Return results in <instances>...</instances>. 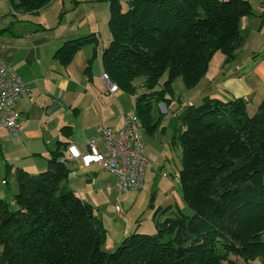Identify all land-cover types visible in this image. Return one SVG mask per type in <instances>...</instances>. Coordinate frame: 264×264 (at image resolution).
Masks as SVG:
<instances>
[{
	"label": "trees",
	"instance_id": "trees-1",
	"mask_svg": "<svg viewBox=\"0 0 264 264\" xmlns=\"http://www.w3.org/2000/svg\"><path fill=\"white\" fill-rule=\"evenodd\" d=\"M51 1L10 0L21 14ZM108 1L112 36L101 50L104 71L135 96L141 129L150 132L161 124L153 105L168 108L173 80L194 88L216 53L232 60L244 42L241 19L254 14L250 0ZM89 43L100 41L81 36L57 52L69 63ZM250 103L206 97L175 111L173 142L182 147L177 179L192 212L159 206L155 233L136 229L111 252L103 248L107 231L96 207L70 186L67 144L51 152L46 170L18 169L17 191L0 195V264H264V99L253 115Z\"/></svg>",
	"mask_w": 264,
	"mask_h": 264
},
{
	"label": "crops",
	"instance_id": "crops-1",
	"mask_svg": "<svg viewBox=\"0 0 264 264\" xmlns=\"http://www.w3.org/2000/svg\"><path fill=\"white\" fill-rule=\"evenodd\" d=\"M254 1L250 0L254 14L240 22L244 42L236 56L230 61L221 56L223 65L219 72L210 74L209 68L200 83L191 88L192 100L264 99V0ZM109 6L108 0H52L38 12L21 14L13 11L10 0H0V58L28 89L16 103L21 114V133L16 136L0 129L1 196L10 198L17 191L18 169L31 174L46 170L51 152L61 144L75 145L84 153L89 140L100 133L103 125L120 132L125 114L135 111V96L122 88L111 91L103 77L101 50L112 36ZM92 34L99 38L97 47L89 43L69 63L62 61L57 51L66 41ZM160 104L167 110L164 103ZM64 152V157L68 156L67 150ZM144 152L151 161L152 154L158 153L150 143L144 144ZM71 163L88 170L86 179L81 181L71 180L70 174V186L83 199L100 190L114 191L117 178L101 166L86 167L77 159L70 160V168ZM153 164L152 161L150 168ZM11 180L14 190L7 191L5 186ZM147 188L143 185L139 190L126 192L138 193L132 214L125 215L123 211V216H118L115 210L116 219L126 218L120 228L123 236L140 225L136 221L151 194Z\"/></svg>",
	"mask_w": 264,
	"mask_h": 264
},
{
	"label": "rangeland",
	"instance_id": "rangeland-1",
	"mask_svg": "<svg viewBox=\"0 0 264 264\" xmlns=\"http://www.w3.org/2000/svg\"><path fill=\"white\" fill-rule=\"evenodd\" d=\"M252 2L255 3L254 0H252ZM221 56L224 55L218 52L212 58L209 67L210 74L214 73V75H216L219 72V68L223 65V60L220 59ZM166 79L167 75L165 74L157 87L158 89L163 87ZM171 87L173 90L172 92H168V97H171L172 101L168 105L167 110L159 103H155L152 109V115L155 120H159L162 123V127L153 132L148 131L146 128L141 130L144 144L150 143L155 148L156 152L159 153V155L158 153L156 155L152 154L153 157L149 156L152 158L154 167L148 169L144 185L148 186L147 190H149L151 194L143 211L139 213L138 218L140 217V220L139 222L137 221V223H140V225L137 226L136 223L138 231L143 233L152 234L157 231V220L154 219V214L156 209L161 205H175V202H177L183 212L188 214L192 212L182 197L180 182L175 180V177L179 175V170L182 167V147L179 141L173 142V135L175 133L174 128L177 124V116L173 108L184 107L192 102L195 105H200L203 101L201 100L202 102H199L192 100L191 89L186 86L181 77L175 78ZM262 100L255 99L248 105V113L250 115H253L258 110V105ZM75 165L77 164L71 163V180L81 181L86 179L88 170H86V168L76 167ZM101 173H103V171ZM163 174H165V176ZM12 183L13 180L5 186L7 191L14 190ZM174 183L175 187L173 188ZM137 194L138 193L132 192L126 194L117 193L112 191V189H107L100 190L99 193L93 195H85V199L92 202L96 207L97 212L101 216L103 225L106 228L107 240L103 245L104 250L108 252L114 251L128 235L134 233L136 228L132 230L130 234L123 236V232L120 228H122L123 221H126V218L116 219L115 207L119 205L124 213H126L125 215L132 214L133 210L131 208L134 201H136L135 197ZM10 196L11 194H9V197ZM151 197L153 198L151 199Z\"/></svg>",
	"mask_w": 264,
	"mask_h": 264
},
{
	"label": "built area",
	"instance_id": "built-area-1",
	"mask_svg": "<svg viewBox=\"0 0 264 264\" xmlns=\"http://www.w3.org/2000/svg\"><path fill=\"white\" fill-rule=\"evenodd\" d=\"M103 77L111 91L118 89V85L111 81L107 73H104ZM27 91L17 73L0 58V129H7L16 136L21 133V114L16 103ZM141 130L136 111L126 113L122 131L114 132L103 125L100 133L89 140L86 152L82 153L75 145H69L65 159H79L86 167L94 164L101 166L117 178L113 187L117 193L139 190L143 187L147 171L152 166V161L144 152ZM5 182L3 180V183ZM115 210L118 216H123L119 205Z\"/></svg>",
	"mask_w": 264,
	"mask_h": 264
}]
</instances>
